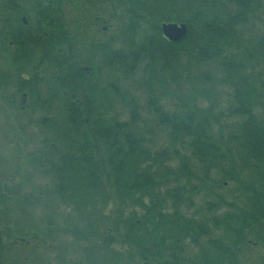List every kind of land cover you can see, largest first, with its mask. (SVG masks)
<instances>
[{
    "label": "trees",
    "instance_id": "1",
    "mask_svg": "<svg viewBox=\"0 0 264 264\" xmlns=\"http://www.w3.org/2000/svg\"><path fill=\"white\" fill-rule=\"evenodd\" d=\"M115 7L126 21L113 56L99 59L105 71L44 59L66 67L50 78L65 99L49 122L58 132L48 161L51 225L59 207L72 204L87 220L89 261L93 236L114 235L106 242L116 241L115 264L133 257L127 240L146 264H242L247 244L264 242V0H115ZM163 23L185 24L186 36L166 40ZM0 39L15 53V0H0ZM139 73L143 109L166 134L162 148L153 147L157 131L119 82ZM116 100L127 120L109 115Z\"/></svg>",
    "mask_w": 264,
    "mask_h": 264
},
{
    "label": "flooded vegetation",
    "instance_id": "2",
    "mask_svg": "<svg viewBox=\"0 0 264 264\" xmlns=\"http://www.w3.org/2000/svg\"><path fill=\"white\" fill-rule=\"evenodd\" d=\"M115 14V0H15V55L10 56H15V67H11L15 77L5 71L6 66L2 65L9 58L4 54L8 51V45L4 46L5 43L0 39V89L11 87L8 84L10 80L15 82V106L21 103L19 108L22 109L29 97L34 98L36 105L40 102L47 104V100H40L41 87L50 80L52 72L66 69L64 66L59 68L50 65L45 58L59 57L65 64L69 59L70 64L87 74L94 67L105 71L99 65V59L111 58L115 52ZM10 44L12 42L9 46ZM36 57L42 60L38 61V65L27 64L30 58ZM90 63L95 64L94 67ZM12 186L10 190L3 189L8 194L3 202L12 200L15 209V185ZM17 190L21 191L19 186ZM40 194L42 193L34 196L30 193L28 202L31 200L33 204L34 201H39ZM46 195L50 194L44 196ZM5 197L6 195L2 196ZM32 204L22 203V206L32 207ZM44 206L43 226L26 227L17 224L14 241L5 243L0 228V264H84L83 227L78 222L76 226L68 224L70 222L65 226L51 225L50 201H45ZM59 208L65 211L66 219L71 220L69 215L74 213L72 204H63ZM107 237L113 238L114 235L93 236V245L97 251H107L110 257L107 264H115V258L111 255L114 254L116 241L113 239L106 242ZM130 243L132 242L127 240L123 245L133 257L127 259L128 263H123L146 264L135 250L130 249ZM262 250L264 242L248 243L241 253L242 264L249 259L251 263L259 262ZM26 251L28 255L25 254ZM247 252L248 258L245 257Z\"/></svg>",
    "mask_w": 264,
    "mask_h": 264
},
{
    "label": "rangeland",
    "instance_id": "3",
    "mask_svg": "<svg viewBox=\"0 0 264 264\" xmlns=\"http://www.w3.org/2000/svg\"><path fill=\"white\" fill-rule=\"evenodd\" d=\"M119 11L120 9L116 8V19L114 20L116 31L118 30L117 27L119 28L126 21V19H124V14L122 17ZM145 30L146 27L144 24L139 26L137 29V37L142 36ZM6 45L5 43L4 46ZM13 53L14 51L11 49L4 52L7 58ZM38 61H42L40 57L30 58L27 64L38 65ZM2 65L6 66L4 68L5 71H9L14 78L15 73L11 71L15 65L11 63V59H8L7 63L3 62ZM89 65L94 67L95 64L93 65L90 63ZM91 72L100 73L95 67ZM140 78L141 74L139 73L134 79L120 80L119 82L122 89L127 90L136 98L139 105V113L142 118L145 119V124L154 128V124L150 122L152 116L143 109L145 103L144 92L137 86V82ZM102 79H104V77H102ZM51 81H47V84L43 85L40 91L42 94L41 98L39 97L40 100H47V104L40 102L36 105L34 98L29 97L22 109L19 108L22 105L21 103L15 106L14 85L5 90L0 89V228L5 243L15 240V226L17 224L26 227L33 225L43 226L45 201H50L53 196L52 190L54 182L49 173L50 166L48 161L52 160L54 157L49 148L52 140H54V135H57L58 132L52 131L49 128V122L53 119H57L58 113H62L60 109L59 111L57 110V106H60L65 99L62 91L55 87ZM174 101L173 98L165 100L168 110L173 109L172 105ZM109 115H115L120 120L128 119L127 108L123 102L119 100L113 102ZM46 118L48 121H45ZM154 129L157 131V134L152 141V145L157 149L162 148L165 146L166 134L162 132L159 127ZM12 185H15V192L19 191L17 190L18 186L19 189H21V191H19L20 194L18 192L15 193V209L12 200L3 202V199L8 198V194L6 191H3V189L8 188L10 190L13 188ZM30 193L34 196L42 193L39 196V201L33 202V208L31 206H22V202L28 201L27 199ZM45 194L50 195L44 196ZM5 195L6 197L2 198V196ZM196 202L197 205L203 204L202 199H197ZM14 210L15 212H13ZM107 212L110 213V209H107ZM66 217L65 211L59 209L56 214H54L55 225L65 226L67 222H70L68 224L76 226V222H78L82 227L86 226L87 220H83V216L77 215V212L69 215L71 220H67ZM92 247L94 250L96 249L95 245H92ZM25 254L28 255L27 251ZM245 255V257L248 258V252ZM109 258L107 251L105 249H100L94 254L92 261L87 260V256L84 254V264H107ZM259 259V262L256 261L251 263V259H249L244 260V263L264 264V250H262L259 255ZM121 260L116 264L120 263ZM122 262L128 263L127 258Z\"/></svg>",
    "mask_w": 264,
    "mask_h": 264
},
{
    "label": "water",
    "instance_id": "4",
    "mask_svg": "<svg viewBox=\"0 0 264 264\" xmlns=\"http://www.w3.org/2000/svg\"><path fill=\"white\" fill-rule=\"evenodd\" d=\"M160 29L163 38L170 42H179L184 39L187 34V27L185 24L163 23L161 24Z\"/></svg>",
    "mask_w": 264,
    "mask_h": 264
}]
</instances>
